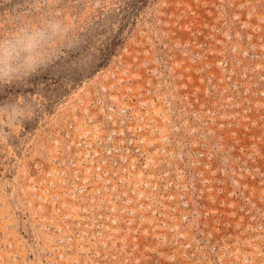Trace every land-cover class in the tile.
I'll list each match as a JSON object with an SVG mask.
<instances>
[{"label":"rangeland","instance_id":"374dc122","mask_svg":"<svg viewBox=\"0 0 264 264\" xmlns=\"http://www.w3.org/2000/svg\"><path fill=\"white\" fill-rule=\"evenodd\" d=\"M52 21L80 47L0 85V264H264V0H0Z\"/></svg>","mask_w":264,"mask_h":264},{"label":"clouds","instance_id":"9594fccd","mask_svg":"<svg viewBox=\"0 0 264 264\" xmlns=\"http://www.w3.org/2000/svg\"><path fill=\"white\" fill-rule=\"evenodd\" d=\"M53 42L57 43L55 49H51ZM80 45L78 34L63 22L52 21L36 29L24 27L9 39L0 40V85L27 78ZM17 118H23L22 109Z\"/></svg>","mask_w":264,"mask_h":264}]
</instances>
